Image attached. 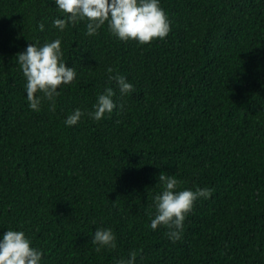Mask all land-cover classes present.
I'll return each mask as SVG.
<instances>
[{
  "label": "trees",
  "instance_id": "1",
  "mask_svg": "<svg viewBox=\"0 0 264 264\" xmlns=\"http://www.w3.org/2000/svg\"><path fill=\"white\" fill-rule=\"evenodd\" d=\"M161 7L168 33L139 43L106 22L94 34L86 19L57 29L66 14L54 0H0V232L23 229L42 264H114L130 250L135 264H264V0ZM56 36L76 76L29 109L15 55ZM108 86L122 108L64 123ZM161 171L210 189L174 241L148 226ZM99 226L115 248L97 250Z\"/></svg>",
  "mask_w": 264,
  "mask_h": 264
},
{
  "label": "clouds",
  "instance_id": "2",
  "mask_svg": "<svg viewBox=\"0 0 264 264\" xmlns=\"http://www.w3.org/2000/svg\"><path fill=\"white\" fill-rule=\"evenodd\" d=\"M55 6L66 15L54 17L51 21L57 29L63 30L65 24L86 19V34H94L105 22L108 30L120 40L135 39L139 43L154 38H164L169 31L167 14L161 7V0H54ZM39 27L44 28L40 23ZM32 41V40H31ZM16 63L24 77V90L29 109L39 111L42 100L53 101L59 94L62 84H68L76 76L72 65L62 58L59 36L43 43L32 41L15 55ZM108 71L111 73V69ZM114 79L121 95L129 92L133 84L122 74L109 75ZM114 89L110 86L98 92L91 110L79 107L70 111L64 118L66 125L76 124L83 115L93 120L101 119L113 109L123 106L114 99ZM53 105L50 104V107ZM161 190L152 197L154 212L150 213L149 227L166 226L164 235L169 240L180 237L185 215L191 210L193 201L200 196L207 197V187L179 188L174 175L159 172ZM91 240L99 251L103 248H115L117 241L112 228L96 227ZM136 251L130 250L126 257H120L114 264H135ZM43 249L32 244L29 236L20 228L7 227L0 232V264H42Z\"/></svg>",
  "mask_w": 264,
  "mask_h": 264
}]
</instances>
